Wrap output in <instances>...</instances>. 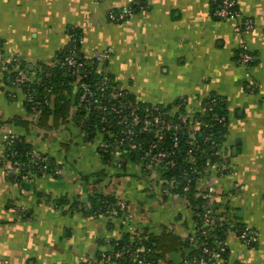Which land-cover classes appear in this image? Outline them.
I'll return each instance as SVG.
<instances>
[{
  "label": "crops",
  "instance_id": "1",
  "mask_svg": "<svg viewBox=\"0 0 264 264\" xmlns=\"http://www.w3.org/2000/svg\"><path fill=\"white\" fill-rule=\"evenodd\" d=\"M130 1L0 0V156L8 136H25L59 171L19 183L0 164V264H100L111 240L132 227L178 236L183 244L162 264H191L185 241L194 217L182 198L162 196L159 181H149L135 163L107 169L97 140L86 141L72 121L50 130L10 122L29 117L24 94L10 82L11 63L52 65L71 26L82 31L86 57L109 50L103 70L139 100L170 106L187 97L191 111L211 95L224 98L226 171L213 169L201 184L222 194L217 208L230 213L226 264H264V0H237L235 19L214 17V0H138L144 7L124 21L108 19ZM243 43L256 55L250 65L238 60ZM97 192L128 203L132 225L71 207L74 199L91 204ZM238 225L258 232L253 248L237 238Z\"/></svg>",
  "mask_w": 264,
  "mask_h": 264
},
{
  "label": "built area",
  "instance_id": "2",
  "mask_svg": "<svg viewBox=\"0 0 264 264\" xmlns=\"http://www.w3.org/2000/svg\"><path fill=\"white\" fill-rule=\"evenodd\" d=\"M219 2L220 5L214 11V17L217 19L240 17L237 0H219ZM138 4V0H131L120 11H110L108 19L112 22L124 21L132 13L133 6ZM251 27L252 25L248 24L247 28ZM75 28L73 27L68 32L63 56L54 61L51 66H58L71 76V96L77 99V105L73 107V111H84V120L88 121L90 128L95 131L94 139L97 140L98 148L102 154L107 153L111 157L108 158L109 162L107 161L106 165L135 163L143 172L148 174L149 181H159L158 185L162 196L182 198L185 202L184 206L193 213L192 232L187 240L190 248L201 249L202 255L198 262L200 264H226L224 258V253L228 250L226 240L210 237L211 228L215 225L216 220V200L223 195H218L214 187L201 184V181L205 180L207 176L201 177L199 179L201 190L198 195L203 199L201 204L203 211L197 214L201 218L200 221H197L191 202L186 197H181L174 192V189L180 186L181 180L177 176H173L169 180L164 178L165 174L183 163L194 165L199 153L206 152L204 146L198 143L197 137L202 134L204 128L213 127L212 123L207 124L202 118L206 112L213 111L214 98L205 99L191 111L188 109L187 97H180L171 106L137 99L130 92L118 87V85L116 86L112 77L103 70V63L110 57L109 50L105 49L96 52L91 57H86L81 50L83 35ZM238 60L243 65H250L256 60V55L243 43ZM21 65L22 60L16 59L11 67L12 70H18L12 86L24 94V101L32 103L31 115L37 117L41 112L42 103L35 101L33 92L30 90L26 92L23 85L28 82L39 84L40 77L37 72L27 67L23 68ZM46 76L50 77L51 72H47ZM46 90L52 92V87H48ZM16 91L11 92L13 99L18 96ZM51 98L53 99V95ZM49 102L50 100L44 101L45 104L51 105ZM216 120L219 123H224L226 117H217ZM83 132L85 135L88 134V132ZM188 134L192 140H187L189 147L183 149V137ZM9 138L10 136L5 139V142L8 141V144H11L12 140ZM209 138L210 136L206 137L205 141H208ZM16 153L17 151H14L13 155ZM41 153L43 154L37 149L29 152L31 158L29 162L33 159L41 160L44 162L43 172L46 173L49 156H42ZM218 154L223 156L224 161L219 163L208 159L204 167V171L208 175L213 169H216L215 171L219 174L226 171L227 153L223 145L218 149ZM133 155H138L137 159L133 160ZM0 163L4 165L8 173L17 176L22 175V181H31L35 176L32 171L27 174L23 173L28 162L7 159L5 143L3 153L0 156ZM56 173L59 171L56 170ZM164 181H166L165 184ZM184 190H187V187ZM119 203L121 210H123L121 215L118 210L113 209L111 216L124 217L132 225L135 216L128 209V203L122 200ZM89 205L82 204L79 209H85ZM135 230L136 228L132 227L129 232L133 234ZM236 235L249 248H253L259 238L258 232L250 225H242V227L237 228ZM127 251L130 258L136 263L153 264L152 261L145 259L146 250L144 246L135 249L129 246ZM194 260L188 259L191 264L194 263ZM3 264H10V262L3 260ZM100 264H110V257L103 254Z\"/></svg>",
  "mask_w": 264,
  "mask_h": 264
},
{
  "label": "trees",
  "instance_id": "3",
  "mask_svg": "<svg viewBox=\"0 0 264 264\" xmlns=\"http://www.w3.org/2000/svg\"><path fill=\"white\" fill-rule=\"evenodd\" d=\"M214 2L215 7L213 10V15L214 11L220 5L219 0L217 2L214 0ZM141 6L144 7L143 3L139 1L138 5L133 6L132 12L136 11L137 9H141ZM73 27L74 26H71L68 29V32L71 31ZM75 29L76 31L82 34L81 29H79L78 27H76ZM64 51L65 49L63 48L58 52L55 61L63 56ZM14 63L15 60L11 63V67ZM21 67H27L28 69H31L29 65L23 60ZM32 70L37 72L38 76L40 77V83L38 84L36 82H28L23 85V89L26 92L28 90L33 92L34 100L40 101L42 103L41 112L37 117H33L31 115L32 103L24 101L29 117L23 118L21 116H14L13 118H11L10 122L27 129L30 128L31 124H34L39 129L50 130L72 121L78 126H80L83 131L88 132V134L84 137L86 141H91L92 139H94L95 131L90 128L89 122L84 120V111H73V107L77 105V99H74L71 96V76L65 70L58 66L52 67L51 65L46 64H41V66H39L38 68H33ZM47 72H51L50 77L46 76ZM17 74L18 70L13 69L11 71V85H13V80ZM112 79L114 81L113 77ZM113 83L117 86V83L115 81ZM48 87H52V92H48L46 90V88ZM52 95L53 99L51 98ZM212 98H214L213 111L206 112L202 119L207 124L212 123L213 127L211 128L210 126V128L208 127V129L204 128L202 134H199L197 137L198 143L204 146L206 152L199 153L196 159V163L194 165L183 163L179 167L169 171L167 174L164 175V178L167 180H169L173 176H177L181 180V184H179L180 186L174 189V192L178 193L181 197H186L191 202L193 210L196 213L195 219L197 221H200L201 219L197 216V214L202 213L203 211V208L201 206L203 199L201 196L198 195V193L201 190L199 187V179L208 175L204 171L206 162L208 161V159H211V161L213 162L217 161L219 163H222L224 161L223 156L218 154V149L223 145L224 134L226 132V103L224 98L218 95H211L209 98H207V100ZM45 100H50L51 105L45 104ZM217 117H226V120L224 121V123H219L216 120ZM2 123L3 121L0 119V125H2ZM208 136H210L209 140L205 141V138ZM9 140H12V142L11 144H8V141L5 142V156L8 160H21L28 162V166L25 168V170H23L24 174H27L29 171H32L33 174H35V176L37 177H43L44 174L47 175L48 173H51L54 176L58 175V173H56L57 169L54 160L48 155V153H41L42 156H49V162L47 163L46 173L43 172L42 168L44 166V162H42L41 160L33 159L31 162H29L31 158L28 153L35 150V147L30 141L25 138V136L13 135L12 137L10 136ZM187 140H192L189 134L183 137V149L189 147ZM14 151H17L16 155H13ZM99 151L100 154H102V151L100 149ZM137 157L138 155H133L132 159H137ZM108 158H111L110 155H108L107 153L102 154V161L104 164H107ZM124 164L125 163H122V165ZM101 172L103 174L105 173L104 170H102ZM144 173L148 175L146 172ZM12 179L18 181L19 183L25 182L22 181V175H12ZM165 182L166 181H164V184ZM185 187H187V190H184ZM60 201L61 203H67L68 199L62 198ZM119 202H121V200L114 195L102 194L100 192H97L93 193L92 203L89 205V207L81 210L84 211L87 215H98L100 213L111 215L112 210L116 209L121 215L123 210H121ZM70 203L73 209H79V206L84 204L82 201H78L76 199L70 201ZM220 209L221 206L219 208H217V206L215 207L216 220L215 225L211 228L210 237L213 236L212 238L214 239L224 240L227 231L231 229V223L226 220L230 217V213L219 212ZM222 217L225 218L224 221L222 220ZM239 227H242V225L235 226L234 228L237 229ZM111 244L113 246L112 249H110L104 254L106 257H110V264H138L130 258V254L127 251L129 246L132 249H135L139 246H144L146 250L145 259L152 261L153 264H162L165 261L166 255L176 249L178 246L182 245L183 243L178 236L174 235L171 232L164 231L162 234L156 235L151 233L148 227H145L141 229L137 228L135 230V233L133 234L126 233L121 239L111 240ZM185 244H189L188 240L185 241ZM191 249L192 250L188 254V259H195L194 262L199 261V258L202 255L201 249ZM227 256L228 250L226 253H224V258L227 259ZM102 258L103 254H100V256L98 257V261Z\"/></svg>",
  "mask_w": 264,
  "mask_h": 264
},
{
  "label": "rangeland",
  "instance_id": "4",
  "mask_svg": "<svg viewBox=\"0 0 264 264\" xmlns=\"http://www.w3.org/2000/svg\"><path fill=\"white\" fill-rule=\"evenodd\" d=\"M70 136H71V132H70ZM95 142L97 143V141H95ZM111 168H112L111 166L107 167V169H109V170H112Z\"/></svg>",
  "mask_w": 264,
  "mask_h": 264
},
{
  "label": "water",
  "instance_id": "5",
  "mask_svg": "<svg viewBox=\"0 0 264 264\" xmlns=\"http://www.w3.org/2000/svg\"><path fill=\"white\" fill-rule=\"evenodd\" d=\"M216 206H219V203L216 204ZM197 264H200L199 262H197Z\"/></svg>",
  "mask_w": 264,
  "mask_h": 264
}]
</instances>
